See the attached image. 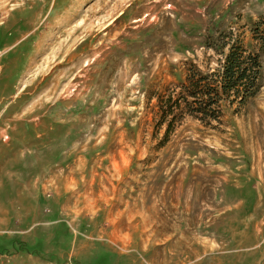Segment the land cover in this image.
I'll return each mask as SVG.
<instances>
[{
	"label": "rangeland",
	"instance_id": "1",
	"mask_svg": "<svg viewBox=\"0 0 264 264\" xmlns=\"http://www.w3.org/2000/svg\"><path fill=\"white\" fill-rule=\"evenodd\" d=\"M258 23L264 0H0V264H264ZM228 31L258 93L160 143L158 93Z\"/></svg>",
	"mask_w": 264,
	"mask_h": 264
},
{
	"label": "trees",
	"instance_id": "2",
	"mask_svg": "<svg viewBox=\"0 0 264 264\" xmlns=\"http://www.w3.org/2000/svg\"><path fill=\"white\" fill-rule=\"evenodd\" d=\"M252 30V38L263 45L264 23L256 24ZM233 38L232 31H228L208 43V47L220 53L228 47L214 68L203 71L191 62L177 89L158 93L155 120L158 127L164 126L160 143L167 141L184 115L206 125L220 124L224 107L234 104L242 107L258 93L261 86L260 53L251 50L240 38Z\"/></svg>",
	"mask_w": 264,
	"mask_h": 264
}]
</instances>
